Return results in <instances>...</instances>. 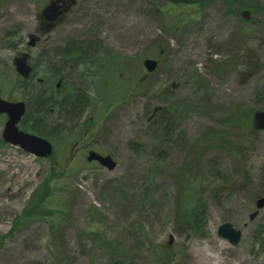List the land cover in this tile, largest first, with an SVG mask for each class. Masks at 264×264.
<instances>
[{"label": "rangeland", "instance_id": "obj_1", "mask_svg": "<svg viewBox=\"0 0 264 264\" xmlns=\"http://www.w3.org/2000/svg\"><path fill=\"white\" fill-rule=\"evenodd\" d=\"M75 1L44 31L50 0H0V83L18 74L16 55L31 53L37 72L21 97L24 120L55 149L40 158L7 143L0 114V264H203L188 242L208 235L210 219L221 264H264V207L251 219L264 195V129L252 126L253 113L264 110V0L190 5L178 25L166 0ZM30 33L41 39L29 47ZM72 47L84 52L83 64L63 57ZM155 56L159 66L138 82L144 59ZM70 92L79 97L64 113ZM84 133L115 157L114 170L88 162L87 153L69 155ZM204 133L218 145L199 150ZM61 164L72 171L67 214L54 231L31 201ZM195 180L197 232L181 211ZM224 222L243 231L238 245L219 236Z\"/></svg>", "mask_w": 264, "mask_h": 264}, {"label": "trees", "instance_id": "obj_2", "mask_svg": "<svg viewBox=\"0 0 264 264\" xmlns=\"http://www.w3.org/2000/svg\"><path fill=\"white\" fill-rule=\"evenodd\" d=\"M168 2L169 5H175L176 6V13L173 17H168V19H172V20H176L175 24H179L182 21H187L188 15H187V8L190 7V5H203L205 3H208L210 0H166ZM172 14V13H171ZM187 15V16H186ZM74 48L77 49V47L75 46ZM74 48L72 47V49H68L67 51L64 52V56L66 57V60H71L73 61V66H76V64H78L80 61V55H82L81 52V48L78 47V50H74ZM86 67V66H85ZM118 67V68H117ZM121 69L120 65H116V68H110V70H108L109 74L108 76L111 77H115L116 78V74L117 72ZM33 70L34 72L31 74L30 78L28 80L24 79L21 75L17 74L13 77H8V78H3L1 80L0 83V94H2L5 98L7 99H21V97L25 96L27 93V86H29V84L32 81H35V76H36V67L35 65L33 66ZM87 71V68H86ZM1 72V71H0ZM6 72H1L0 74V78L5 74ZM88 74V71H87ZM106 76V75H104ZM33 83V82H32ZM112 84V78L108 83V89H110L111 91V86ZM113 90V89H112ZM114 92V91H112ZM65 92L62 91V93L59 95L61 96H65L64 94ZM57 97V96H55ZM79 97V93L77 94V96L75 94H73L72 92H70V94L68 95V99H66V102L63 101V112L67 113L68 109H73L74 108V104L77 103L76 100ZM93 97V96H92ZM101 97V96H100ZM102 100H100L101 102H110V106H112V104H114V99L109 100L103 97H101ZM65 104V105H64ZM54 106V105H53ZM73 106V107H72ZM109 107V106H108ZM48 109V108H45ZM27 114V113H26ZM39 117H35L34 118V122L36 119H38ZM24 120V119H23ZM22 120L21 125L23 124V128L31 131V132H36L38 134H42L43 132L41 131V129L39 128H32L31 125H29V123L27 122V120L25 119L24 121ZM246 123V122H243ZM242 126V125H241ZM246 129V128H245ZM208 133H204L203 136L199 137L198 139H196V144L199 147L198 149L200 150V148L202 147L203 149L208 148L212 145L216 146L217 142H215V139L217 137V135L215 136H211V137H207ZM224 137V136H223ZM239 136L238 139L239 140ZM248 142L243 141L242 146L247 145ZM218 145V144H217ZM51 157V156H50ZM52 158V157H51ZM67 166L66 165H62L61 164V170L56 173L55 169H53V174L51 176H49L47 178V180L44 181V184L41 185L35 193H33V197H32V201H31V210L35 209V208H39V211H41V217L46 218L51 225V228L56 231L60 229L61 224L63 223V219L65 218L64 215L67 214L66 211V207H65V199L67 198V193L66 191L68 189H66V186L68 184H66V179L69 178V175L71 173V169L69 168L68 170L66 169ZM196 178H198V175H195ZM201 181V179H199V182ZM197 184H199L196 180L195 182H192L191 184V191H189L188 193H186L184 195V198L182 199L183 201L181 202V211L183 212L182 217H184V219H186V222H188L190 225L195 226L194 229L197 232L199 229V222H198V210H197V205H196V201L198 199H194L195 195L197 194L196 192V186ZM59 189V192L55 193L54 189ZM196 191V192H195ZM56 233V232H55Z\"/></svg>", "mask_w": 264, "mask_h": 264}, {"label": "water", "instance_id": "obj_3", "mask_svg": "<svg viewBox=\"0 0 264 264\" xmlns=\"http://www.w3.org/2000/svg\"><path fill=\"white\" fill-rule=\"evenodd\" d=\"M65 0H51V3L41 10V16L46 21V28L44 31H50L56 25V22L67 10V6H63ZM242 15L249 20L251 18L250 11L245 9ZM41 38L33 33L29 34V41L27 45L35 46ZM31 54L27 51H23L16 55L14 59L15 70L28 79L33 72V67L30 60ZM143 65L149 72H153L157 69L158 60L155 58L144 59ZM61 82L58 83L59 88ZM27 111V104L24 100L12 101L7 100L0 96V113L6 114L8 120L5 122L3 130V138L8 143L13 145H19L22 149L27 150L29 153L34 154L41 158H46L53 154V143L47 137H42L37 134H32L19 127L25 113ZM252 126L255 129H264V110H256L252 115ZM88 162L97 161L101 166H105L108 169L114 170L117 165V160L110 154H101L100 152L92 149L86 157ZM258 208L251 215V219L259 214V210L264 207V195L261 196L256 203ZM219 236L227 239L229 243L238 245L243 237V231L237 229L232 222H224L219 225L217 230Z\"/></svg>", "mask_w": 264, "mask_h": 264}, {"label": "clouds", "instance_id": "obj_4", "mask_svg": "<svg viewBox=\"0 0 264 264\" xmlns=\"http://www.w3.org/2000/svg\"><path fill=\"white\" fill-rule=\"evenodd\" d=\"M206 231L208 235L194 236L188 242L189 246L194 254L203 258V264H221L220 241L216 238L213 220H209Z\"/></svg>", "mask_w": 264, "mask_h": 264}, {"label": "flooded vegetation", "instance_id": "obj_5", "mask_svg": "<svg viewBox=\"0 0 264 264\" xmlns=\"http://www.w3.org/2000/svg\"><path fill=\"white\" fill-rule=\"evenodd\" d=\"M75 4H76V1L75 0H65L63 2V6L64 5L67 6V10H66L67 12H68V10H70L71 8H73V6ZM40 23L41 24H44V23H46V21L43 18H41V22ZM43 29L44 28H40V30H43ZM79 57L82 58L83 56L80 55ZM152 58H156L159 61V59H158L157 56L152 57ZM77 62H79V63L76 64V66L79 65V64H83L85 61L80 60V61H77ZM33 66H34V64L32 63V67ZM143 67L144 68H143L142 74L140 76H136L138 82H143L145 80V78H147L150 75V72H148L146 70L145 66H143ZM38 79L43 82V79L42 78H38ZM63 81H65V80H63ZM55 88H56V92L60 95L62 93L61 87L58 88L57 85L55 84ZM87 135H88L87 133L86 134L84 133V134L80 135L81 137L79 138V140L75 144H73L72 147H70V149H71L70 150V153L71 154H69V155H71V156H73V155H79V156L83 157L87 153L86 157L88 156L89 152L92 149H94V146L92 145L91 142H87V138H88ZM84 141H86V142L85 143H82ZM68 151H69V149H68Z\"/></svg>", "mask_w": 264, "mask_h": 264}, {"label": "bare ground", "instance_id": "obj_6", "mask_svg": "<svg viewBox=\"0 0 264 264\" xmlns=\"http://www.w3.org/2000/svg\"><path fill=\"white\" fill-rule=\"evenodd\" d=\"M59 82H61V85H60L61 88H62L63 86H65V81H63L61 78L57 79V81H56L55 84L58 85ZM41 92H42V93L39 92L40 94H38V95H41V94H42V95H45V96H46V94L48 93V92L45 93L46 91H44V90L41 91ZM38 95H37V100L40 101L41 108H43V109L47 108L48 105H49L48 103H45V101H46L47 99L42 98L41 96L39 97ZM44 100H45V101H44ZM46 102H47V101H46ZM50 105L52 106L51 103H50Z\"/></svg>", "mask_w": 264, "mask_h": 264}]
</instances>
